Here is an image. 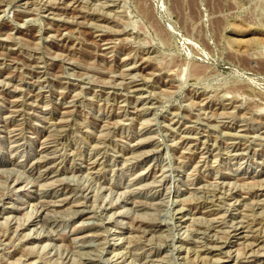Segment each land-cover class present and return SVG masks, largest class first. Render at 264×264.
<instances>
[{
	"label": "rangeland",
	"instance_id": "374dc122",
	"mask_svg": "<svg viewBox=\"0 0 264 264\" xmlns=\"http://www.w3.org/2000/svg\"><path fill=\"white\" fill-rule=\"evenodd\" d=\"M263 39L264 0H0V264H264Z\"/></svg>",
	"mask_w": 264,
	"mask_h": 264
},
{
	"label": "bare ground",
	"instance_id": "6f19581e",
	"mask_svg": "<svg viewBox=\"0 0 264 264\" xmlns=\"http://www.w3.org/2000/svg\"><path fill=\"white\" fill-rule=\"evenodd\" d=\"M62 1H64V0H62ZM103 1V0H102ZM112 1H110V3H111ZM116 2V1H115ZM109 3V4H110ZM28 5V4H27ZM106 5V4H105ZM64 6V5H63ZM103 6H104V4H103ZM47 7V6H46ZM30 8V7H29ZM76 8V7H75ZM51 9V8H50ZM27 10V9H26ZM67 11V10H66ZM68 12V11H67ZM60 13V12H59ZM79 15V14H78ZM77 15V16H78ZM55 17V16H54ZM57 17V16H56ZM7 38V37H6ZM258 39V41H259V38H257ZM264 40V39H263ZM107 41V40H106ZM253 41V40H252ZM261 43V42H260ZM262 44H264V43H262ZM109 45H111V44H109ZM7 50V49H6ZM39 58V57H38ZM131 67V66H130ZM131 69V68H130ZM138 71V70H137ZM122 72V71H121ZM120 72V73H121ZM32 73V72H31ZM126 73V72H125ZM116 74V73H115ZM118 74V73H117ZM114 75V74H113ZM131 75V74H130ZM133 75V74H132ZM121 76V75H120ZM134 76V75H133ZM132 76V77H133ZM131 77V76H130ZM123 78V77H122ZM134 78V77H133ZM136 79V78H135ZM6 80V79H5ZM9 80V79H8ZM7 81V80H6ZM50 81V80H49ZM8 83V82H7ZM47 83V82H46ZM5 84V83H4ZM22 88V87H21ZM18 90V89H17ZM197 92V91H196ZM31 93V92H30ZM209 99V98H208ZM7 101V100H6ZM69 101H70V99H69ZM34 102V101H33ZM73 103V102H72ZM70 104V103H69ZM9 107V106H8ZM20 107H22V106H20ZM49 107V106H48ZM47 107V108H48ZM13 108V107H12ZM45 108V107H44ZM227 108V107H226ZM18 109V108H17ZM124 109V108H123ZM122 110V109H121ZM139 110V109H138ZM145 110V109H144ZM215 110V109H214ZM65 111V109L62 111V112H64ZM46 112V111H45ZM23 113V112H22ZM128 113V112H127ZM136 113V112H135ZM141 113V112H140ZM40 114V113H39ZM63 114V113H62ZM212 114H214V112L212 113ZM211 114V115H212ZM225 114V113H224ZM223 114V115H224ZM23 116V115H22ZM213 116V115H212ZM63 118V117H62ZM62 118L61 119H59V120H62ZM26 120V119H25ZM22 123V122H21ZM17 124V123H16ZM64 125V124H63ZM108 125V124H107ZM111 126H112V124H111ZM116 126V125H115ZM240 128V127H239ZM238 128V129H239ZM7 134V133H6ZM11 134V133H10ZM189 134V133H188ZM245 134H246V132H245ZM256 135V134H255ZM51 136V135H50ZM46 137H48V136H46ZM45 137V138H46ZM14 138V137H13ZM50 139V138H49ZM182 139V138H181ZM187 140V139H186ZM145 142V141H144ZM142 143V142H141ZM140 143V144H141ZM150 143V142H149ZM11 144H13V143H11ZM42 145V144H41ZM143 145V144H142ZM144 146V145H143ZM135 147V146H134ZM184 149V148H183ZM204 149V148H203ZM246 151V150H245ZM233 153V152H232ZM241 153V152H240ZM243 153V152H242ZM133 154V153H132ZM58 156V155H57ZM189 156V155H188ZM47 157V156H46ZM201 159V158H200ZM46 160V159H45ZM42 161V160H41ZM40 162V161H39ZM241 162V161H240ZM45 163H46V161H45ZM48 163V162H47ZM48 165V164H47ZM51 165V164H50ZM53 165V164H52ZM43 166V165H42ZM55 166V165H54ZM34 167V166H33ZM47 167V166H46ZM90 170V169H89ZM41 171H43V170H41ZM34 172V171H33ZM40 173V172H39ZM166 173V172H165ZM162 174V173H161ZM167 174V173H166ZM43 175V174H42ZM37 178V177H36ZM56 178V177H55ZM163 179V178H162ZM257 179V178H256ZM261 179V178H260ZM253 180V179H252ZM262 181V180H261ZM17 182V181H16ZM57 183V182H56ZM243 183H244V181H243ZM72 190V189H71ZM195 190V189H194ZM63 191V190H62ZM73 191H75V189L73 190ZM261 192V191H260ZM72 193V192H71ZM169 195V194H168ZM176 195V194H175ZM259 201V200H258ZM65 202V201H64ZM138 203V202H137ZM52 204V203H51ZM59 204H61V202L59 203ZM64 204V203H63ZM141 204V203H140ZM48 206V205H47ZM75 207V206H74ZM205 207V206H204ZM136 208V207H135ZM21 209V208H20ZM54 210V209H53ZM110 210V209H109ZM59 211V210H58ZM176 211V210H175ZM56 212V211H55ZM180 212H181V210H180ZM3 216V215H2ZM14 216V215H13ZM181 216V215H180ZM217 216H219V215H217ZM9 217H10V215H9ZM177 217V216H176ZM215 217V216H214ZM12 218V217H11ZM47 218V217H46ZM5 219V218H4ZM229 219V218H228ZM29 220V219H28ZM213 220V219H212ZM221 220V219H220ZM222 221V220H221ZM235 221V220H234ZM248 221H250V220H248ZM42 223V222H41ZM230 223H233V222H230ZM240 223H242V222H240ZM228 224V223H227ZM234 225V224H233ZM248 225V224H247ZM141 227V226H140ZM139 227V228H140ZM138 228V227H137ZM145 228V227H144ZM153 228V227H152ZM261 228V227H260ZM156 229V228H155ZM146 230V229H145ZM263 230V229H262ZM253 233V232H252ZM30 234H32V233H30ZM90 234V233H89ZM230 234V233H229ZM239 234H241V233H239ZM85 235H87V234H85ZM92 235V234H91ZM32 236V235H31ZM84 236V235H83ZM241 236V235H240ZM27 237V236H26ZM38 237V236H37ZM77 239V238H76ZM81 240V239H80ZM74 241V240H73ZM78 241V240H77ZM251 241V240H250ZM246 242V241H245ZM254 242V241H253ZM75 243V242H74ZM81 243V242H80ZM87 244H89L88 242H86ZM38 244V243H37ZM78 244V243H77ZM32 245V244H31ZM80 245V244H79ZM262 245V244H261ZM38 246V245H37ZM84 247V246H83ZM263 247V246H262ZM222 248V247H221ZM34 249V248H33ZM233 249V248H232ZM86 250V249H85ZM182 250V249H181ZM229 251V250H228ZM232 251V250H231ZM253 251V250H252ZM259 251V250H258ZM227 252V251H226ZM178 254V253H177ZM248 254V253H247ZM221 259V258H220ZM248 259H250V258H248ZM92 260V259H91ZM116 262V261H115Z\"/></svg>",
	"mask_w": 264,
	"mask_h": 264
}]
</instances>
